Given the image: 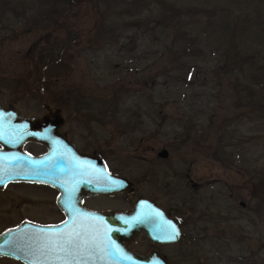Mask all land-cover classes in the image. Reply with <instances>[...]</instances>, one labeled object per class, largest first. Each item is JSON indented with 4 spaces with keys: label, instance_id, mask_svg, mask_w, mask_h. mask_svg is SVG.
Instances as JSON below:
<instances>
[{
    "label": "rangeland",
    "instance_id": "obj_1",
    "mask_svg": "<svg viewBox=\"0 0 264 264\" xmlns=\"http://www.w3.org/2000/svg\"><path fill=\"white\" fill-rule=\"evenodd\" d=\"M245 54L264 66V0H0V104L58 105L77 144L177 204L181 264H264V74Z\"/></svg>",
    "mask_w": 264,
    "mask_h": 264
},
{
    "label": "flooded vegetation",
    "instance_id": "obj_2",
    "mask_svg": "<svg viewBox=\"0 0 264 264\" xmlns=\"http://www.w3.org/2000/svg\"><path fill=\"white\" fill-rule=\"evenodd\" d=\"M19 114L28 118L40 116L60 118L56 121L55 128H48L54 133L50 137L54 150L47 152V145L34 138L25 139L20 148L32 156L47 152V160L43 166L49 172H53L52 174L60 172L78 174L61 179L0 180V203L6 201L17 204L15 215L14 210L7 209L1 214L3 207L0 208V232L20 227L13 238V246L18 245L12 250L14 256L0 253V260L14 264H65V261L69 260L72 264H99L100 260L116 259L120 250L124 252L125 248L135 254L150 257L154 262L181 264V258L189 253L181 248L184 242L185 219L179 216L177 204L174 207H165L155 200L154 196L134 191L135 181L132 179H128L132 185L131 191L118 192L112 190L114 179H90L88 175L94 172L92 167L94 159L102 160L107 173H116L113 169L110 170L107 154L99 144L90 146L86 143L77 144L70 137L69 125L73 122L69 120L68 113L40 111ZM83 123L90 127L86 121ZM59 163L70 166L60 167ZM83 173H87L85 179L79 176ZM193 186H197L196 183ZM91 187L98 190H90ZM69 195L75 207L80 210V215L73 216L67 211L65 201ZM163 196L166 197L167 194L164 193ZM137 198L150 200L154 207L151 214L139 219L155 222L164 220L157 215L160 210L166 214L169 219L163 224L164 233L149 232L143 227H127L110 217L114 211H130ZM96 212L100 214L96 215ZM176 222L181 230V239L160 240V237L174 234ZM34 226H45L46 229L44 232H37ZM69 232L80 234L71 255L67 251L59 250L61 246L69 247L65 244L66 234Z\"/></svg>",
    "mask_w": 264,
    "mask_h": 264
},
{
    "label": "water",
    "instance_id": "obj_3",
    "mask_svg": "<svg viewBox=\"0 0 264 264\" xmlns=\"http://www.w3.org/2000/svg\"><path fill=\"white\" fill-rule=\"evenodd\" d=\"M42 106L44 112H59L60 107L58 105H49L43 102ZM60 120L59 117H46L40 116L38 118H28L20 115L15 107L11 104H0V175L4 179H61L62 177L76 176L78 173L67 174L60 172L58 174H52L49 172L43 164L46 162L47 152L54 150L53 143L50 137L53 136V132L48 128L56 127V121ZM27 138H34L43 141L47 145V152L39 155L32 156L28 152L20 148L22 142ZM158 155H166L165 149H161ZM94 172L88 175L90 179H114L112 184L114 188L112 190L118 191H131L132 185L128 178L124 175L109 174L105 170L101 159H94L93 161ZM60 167H69L70 164L62 165ZM58 165V166H59ZM56 166V165H55ZM73 166V165H72ZM76 168V166H73ZM79 168V167H78ZM87 173L79 174L80 178L85 179ZM96 184H93L95 186ZM90 190H98L95 187H91ZM104 190V189H101ZM152 202L146 198H137L133 203L130 211H114L111 212L110 217L119 222L121 225L127 227L133 226V228L143 227L147 231H156L157 233H164L162 228L163 224L169 219L166 214L160 212L157 214L159 218L164 220H158L150 222L145 219H139L151 214V209H154ZM100 213L96 212V215ZM109 218V219H111ZM37 232H44L45 226H34ZM20 227L14 229L5 230L0 232V253L9 254L14 256L12 250L17 248L18 245L13 246V238ZM174 232L178 233L175 239H181V230L176 222ZM167 237H160V240H170ZM120 250V253L116 255V259L100 260L99 264H168L167 262L157 261L154 262L152 258L135 254L124 248ZM28 264V263H27Z\"/></svg>",
    "mask_w": 264,
    "mask_h": 264
},
{
    "label": "trees",
    "instance_id": "obj_4",
    "mask_svg": "<svg viewBox=\"0 0 264 264\" xmlns=\"http://www.w3.org/2000/svg\"><path fill=\"white\" fill-rule=\"evenodd\" d=\"M71 32V30L69 31V33ZM76 36V35H75ZM54 42H57L59 43V46H58V53L53 57H50L49 59H47L46 62L43 63V61H39V65H38V70H44L46 67H48V69L50 68V66L53 65V63H56L57 61H59L61 58H60V53H62V47L67 44V39L65 37H60L58 38L57 40H55ZM194 42H197L196 39L194 38H190L188 41L184 42V47H189L192 43ZM62 43V45H61ZM51 50V49H50ZM50 53V52H48ZM48 53H44V54H48ZM250 54H245L244 57H242V60H243V67L241 69H244L245 70L247 69L246 73L245 74H249V70L250 68H256L254 74H256L257 72V69L258 70H261V74L260 76H262V72L264 74V66L262 65L263 63H261L260 61H258L256 58L254 59V57H249ZM229 59V57L227 56H224L223 59H222V62H225ZM257 62V63H256ZM221 64V63H220ZM253 74V75H254ZM39 78H41V71L39 73ZM252 80L254 82H258L259 81V78L260 77H257V75H254V76H251ZM245 87V85H244Z\"/></svg>",
    "mask_w": 264,
    "mask_h": 264
},
{
    "label": "snow or ice",
    "instance_id": "obj_5",
    "mask_svg": "<svg viewBox=\"0 0 264 264\" xmlns=\"http://www.w3.org/2000/svg\"><path fill=\"white\" fill-rule=\"evenodd\" d=\"M4 177L2 175H0V180H3ZM66 204V209L67 211H69L70 214H72L73 216H77L80 215V210L78 208L75 207L74 203L72 202V198L71 195H69V197L67 198V200L65 201ZM79 233L78 232H69L66 234L67 239L65 240V244L68 245L69 247L65 248L64 246H61V248L59 249L60 251H67L69 255L72 254V251L74 250V248L77 246L76 245V239L79 237ZM178 235V233H175L173 235H170L168 238L169 239H175V236ZM65 264H72V261H65Z\"/></svg>",
    "mask_w": 264,
    "mask_h": 264
}]
</instances>
